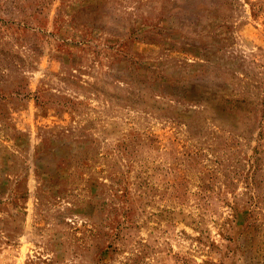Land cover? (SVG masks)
<instances>
[{
	"label": "rangeland",
	"instance_id": "obj_1",
	"mask_svg": "<svg viewBox=\"0 0 264 264\" xmlns=\"http://www.w3.org/2000/svg\"><path fill=\"white\" fill-rule=\"evenodd\" d=\"M0 264H264V0H0Z\"/></svg>",
	"mask_w": 264,
	"mask_h": 264
}]
</instances>
